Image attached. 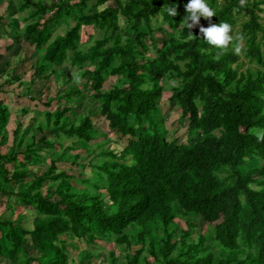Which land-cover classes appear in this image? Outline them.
I'll list each match as a JSON object with an SVG mask.
<instances>
[{"label":"trees","instance_id":"16d2710c","mask_svg":"<svg viewBox=\"0 0 264 264\" xmlns=\"http://www.w3.org/2000/svg\"><path fill=\"white\" fill-rule=\"evenodd\" d=\"M108 1L20 0L28 14L15 39L34 48L25 93L42 82L40 96L51 94L42 120L32 116L25 126L30 108L18 111L11 142V110L0 97V197L14 201L0 215V264H91L92 250L78 262L71 256L75 238L94 249H132L125 264H264V141L256 139L264 131V0H206L215 15L201 17L191 38L180 27L188 0H114L101 8ZM6 17L0 25L11 28ZM219 23L230 25L226 50L199 31ZM89 28L104 36L83 49ZM9 67L0 72V92L16 81L25 86L24 74ZM169 84L179 122H188L185 142L169 140L158 105ZM87 100L93 107L73 114ZM95 113L109 132L96 127ZM79 144L84 159L72 152ZM62 163L82 170L72 174ZM199 219L211 233L193 239ZM109 264H120L114 252Z\"/></svg>","mask_w":264,"mask_h":264},{"label":"rangeland","instance_id":"374dc122","mask_svg":"<svg viewBox=\"0 0 264 264\" xmlns=\"http://www.w3.org/2000/svg\"><path fill=\"white\" fill-rule=\"evenodd\" d=\"M223 1V0H222ZM116 6L114 0H109L105 6H102L101 8L107 7V6ZM20 7V0H5L2 5L0 6V16L7 15L6 20L8 22H11V28L3 27L0 25V72L2 71V68L5 64L9 63L11 67L10 71H13L12 68L16 67V71L18 73H23L24 77L22 78V81L24 83V87L22 88L19 85V82H14V84L11 87H6L4 92H0V97L5 101V103L9 106L11 110V119L10 123L8 125V130L10 131V142L12 141V130L15 129L16 127V119H17V113L20 109L23 107L28 106L30 108V111L27 115L23 116L22 118L25 121V126L28 125L29 119L32 116H38L40 120L43 119V111L46 108L44 101L47 100V97L49 94H51L50 89H44L41 96L38 93L39 90L42 88V82L39 83L38 90L35 91V94L33 95H27L25 87H27V81L29 76L32 74V71L30 69V66L33 62L27 61V57H31L34 55V48H30L27 44H25L23 41L22 43H17L15 39V33L13 29L15 30H20L24 27L25 22L23 18L28 14L27 11L21 12L19 10ZM262 11L259 12V15L261 16L260 22L264 24V4L261 5ZM121 23L124 24L125 21L121 17ZM72 25H74L72 23ZM66 29L65 26L60 27L58 29V33H64V30ZM237 29H240V25H237ZM89 33L94 34L93 37H90L88 34H85L81 43V47L83 49H87L89 46L94 44L95 39L104 36L103 32L99 30H95L93 28H89ZM156 39L158 41H161L163 39V36L161 35L160 32L156 34ZM244 44V42H242ZM23 47V48H22ZM241 55V62L242 63H247L246 56L244 52L240 51ZM25 57V58H24ZM92 65L86 66V68L91 67ZM80 71L77 70L76 68L72 70L71 74L74 76V81L76 84L81 87L82 83L84 82V79H79L78 78V73ZM26 74V75H25ZM113 78H109L105 84V88L109 89L111 88ZM2 81L0 77V82ZM62 83V82H61ZM117 83H120L119 80ZM169 83L175 84L174 80H170ZM169 85L166 86V90L164 93L161 95L159 98V106L162 109V113L164 114L166 118V127L169 130V140L173 139H179L180 142H185L187 140V129H188V122L186 123H180L179 119L181 117V109L176 103H171L170 101V95H171V90L168 88ZM56 83L53 82L52 86V92H56ZM20 93V95H19ZM33 96V97H32ZM57 103L52 105L53 107L56 106ZM74 106L77 105L76 102L73 104ZM93 105L92 103L87 100L82 103V105H77L76 108L74 109L73 114H83L86 109L92 108ZM96 114V113H95ZM93 121L96 125V127L104 132H109L107 128V121L100 115L96 114L93 117ZM34 134L35 132H32L31 135H29L26 138L25 144H23V148L27 144H31L34 141ZM57 133L50 134L49 139L57 137ZM40 137V135L37 137V139ZM102 140V138H98L97 141ZM71 140H64L65 146L71 144ZM94 143V142H93ZM122 144V143H121ZM113 145V144H112ZM117 150H120L121 147L120 145H114ZM85 146L80 145L78 149H75L72 151L73 153H81L82 158L87 157V153L85 151ZM89 160V158L87 159ZM59 167H62L63 169L68 170L72 174H79L82 169L79 167H73L71 168V165L69 163L67 164H59ZM71 168V169H70ZM14 201H7L6 198H1L0 197V215L3 213H6L7 206L9 203H13ZM197 227L193 228V239H196L198 237L199 233H206L208 234L209 232L211 233V228L208 227V225L205 224V222L202 219H199L197 221ZM181 227L186 228L187 224L182 221L181 222ZM70 242H73L76 247H70L71 251V256L74 257V260L78 262L79 257L81 255V252L83 250H92L91 254L94 256V259L91 261L94 264H109L110 260V253L114 252L116 256L118 257V260L120 264H125L126 263V254L129 252L132 253L133 250L131 249L130 251L125 250L123 247L116 245V243H101L100 246L98 247H92L89 246L86 240L84 239H78L75 238L74 240H69ZM93 248V249H92ZM132 251V252H131ZM150 262H154L152 258L149 259ZM88 263V262H87ZM91 263V264H92Z\"/></svg>","mask_w":264,"mask_h":264},{"label":"clouds","instance_id":"9594fccd","mask_svg":"<svg viewBox=\"0 0 264 264\" xmlns=\"http://www.w3.org/2000/svg\"><path fill=\"white\" fill-rule=\"evenodd\" d=\"M184 8L186 15L180 22V27L188 30L189 38H191L193 34L192 29L200 24L201 17L210 19L215 15L214 11L206 3V0H188ZM167 12L170 16L175 17L177 15L176 4L175 6L168 7ZM199 31L208 45L221 50H226L232 40L231 35H229L230 25L227 23L210 24V26L207 27L200 26ZM256 139L258 142L264 141V131H258Z\"/></svg>","mask_w":264,"mask_h":264}]
</instances>
